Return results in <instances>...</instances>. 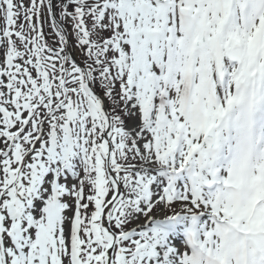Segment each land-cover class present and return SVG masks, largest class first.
Returning <instances> with one entry per match:
<instances>
[{"label":"snow or ice","instance_id":"1","mask_svg":"<svg viewBox=\"0 0 264 264\" xmlns=\"http://www.w3.org/2000/svg\"><path fill=\"white\" fill-rule=\"evenodd\" d=\"M0 264H264V0H0Z\"/></svg>","mask_w":264,"mask_h":264}]
</instances>
